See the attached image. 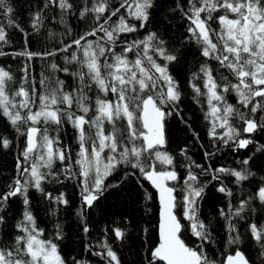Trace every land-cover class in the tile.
Masks as SVG:
<instances>
[{
  "label": "snow or ice",
  "instance_id": "snow-or-ice-1",
  "mask_svg": "<svg viewBox=\"0 0 264 264\" xmlns=\"http://www.w3.org/2000/svg\"><path fill=\"white\" fill-rule=\"evenodd\" d=\"M0 57V264H264V0H0Z\"/></svg>",
  "mask_w": 264,
  "mask_h": 264
},
{
  "label": "trees",
  "instance_id": "trees-1",
  "mask_svg": "<svg viewBox=\"0 0 264 264\" xmlns=\"http://www.w3.org/2000/svg\"><path fill=\"white\" fill-rule=\"evenodd\" d=\"M73 23H75V22L73 21ZM20 42H22V36L17 34L14 37L15 46L18 47ZM41 43L42 42H35L34 41L33 48L38 49L40 47ZM189 59H191V57H189ZM4 62H5V58L0 57V63H4ZM9 63H12L14 68L17 67L16 62L9 61ZM38 71H39V62H37V72ZM185 108H186V114L192 116L193 127L196 128L198 131H200L201 134L203 135L204 130H203V123L200 119V113L198 112V109L192 103V101L190 99L185 100ZM0 131H3L2 125H0ZM171 134H172L173 141H174L172 144V147L174 150H178L179 147L184 146V144L186 143V141L188 139V136L186 135V132H185L183 125H180L175 121L172 122ZM260 142L264 143V139H261ZM199 156H200V153L197 152V158H199ZM226 162L231 163L232 158L230 156L226 157ZM12 165H13L12 156L4 155V154L0 153V169L6 168L9 170V172H11ZM129 192H132V194L129 195ZM70 194H71V190H70ZM135 200H136V194L133 192V190L131 189V186L129 185L128 190L121 195L119 200H117L115 197L110 196L108 198V200H106L104 202V211L107 215L111 216V214H113V213H118V212L122 211L123 206L125 205V202H127V206L129 208L136 207V215L139 216L141 214V209H139V207L134 204ZM39 214L41 217L44 216V212L42 209H40ZM49 227H50V225H49ZM246 250H248L250 252L252 251L251 249H246ZM252 254H253V256L255 255L254 252H252ZM125 255L128 256L129 259H134V256L129 255L127 250H125ZM93 259H95V258H93ZM257 264H259V261H257Z\"/></svg>",
  "mask_w": 264,
  "mask_h": 264
}]
</instances>
